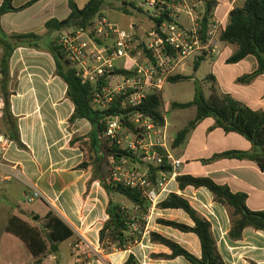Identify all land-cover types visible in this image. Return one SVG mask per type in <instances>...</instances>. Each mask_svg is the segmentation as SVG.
<instances>
[{
	"label": "crops",
	"instance_id": "obj_1",
	"mask_svg": "<svg viewBox=\"0 0 264 264\" xmlns=\"http://www.w3.org/2000/svg\"><path fill=\"white\" fill-rule=\"evenodd\" d=\"M32 1L13 0V6L23 7ZM232 3L222 16H217L216 10L212 14L223 26ZM197 9L201 15V3ZM59 12H63L62 17H57ZM68 13L67 0H36L20 11L0 16V37L33 31L46 35L45 22L51 18L62 20ZM130 26L134 35L143 34L138 32L139 26ZM57 35L53 33L51 40L48 38L50 42ZM49 43L40 45L38 50L18 45L9 59L7 91L20 146L15 144L0 163V264H124L130 255L138 264H190L181 256L172 259L159 257L171 255V250L152 243L150 233L178 244L199 258L200 242L195 234L180 232L157 222L165 220L192 227L188 215L180 209H159L156 204L149 205L141 229L137 223L130 226L129 233L141 230V237L128 249L104 251L100 247L98 235L107 220L105 211L109 199L121 207L130 209L132 206L128 201L116 202L115 194L108 196L98 181L92 180L94 174L103 178L88 165V160L100 162L93 153L84 151L78 143L69 146L72 138L86 137L90 125L84 119L69 122L74 106L66 97V84L55 75L54 60L47 49ZM236 51L235 45L217 40L214 53L192 59L189 68L193 69L199 58H202L199 67L208 60V78L213 85L211 92L214 90L218 96L228 95L252 110L264 112V74L249 84L239 83L240 77L256 69V60L248 56L238 63H227L226 60ZM214 125L211 117L202 120L179 147L172 149L174 158L182 162L179 174L209 177L219 185H226L233 193L245 194L248 210H264V172L254 162L231 158L211 160L213 156L228 151L250 152L251 144L242 136L226 133ZM83 162L86 168L79 169ZM169 189V193L187 200L211 224L224 264H264V231L246 228L240 240L232 241L228 236L231 227L229 209L216 203L207 189L187 187L180 190L176 181L169 184ZM33 190H37L41 197L28 203L26 196ZM16 191H19V204L16 201L17 205L13 206L14 202L9 200ZM169 193L162 194L159 202ZM4 202L9 204L4 205ZM48 212L56 214L71 229L73 236L62 242L68 243L65 258L58 256L57 251L56 255L47 254L37 262L18 238L6 232V227L11 218L17 217L39 228ZM34 216L39 217L38 222L32 221Z\"/></svg>",
	"mask_w": 264,
	"mask_h": 264
},
{
	"label": "trees",
	"instance_id": "obj_2",
	"mask_svg": "<svg viewBox=\"0 0 264 264\" xmlns=\"http://www.w3.org/2000/svg\"><path fill=\"white\" fill-rule=\"evenodd\" d=\"M26 6L15 8L13 0H2L0 6V16L20 11ZM202 3L201 31L206 30L209 19L217 6L214 0H198ZM105 0H88L82 7H79L75 0H67L69 9L68 15L58 20L51 18L44 24V28L49 33H61L69 30H89L92 21L96 16H103V6ZM119 10L125 15H129L132 10L144 13L131 4L122 3ZM149 14L148 12H146ZM156 28L163 17L149 16ZM52 40L47 49L55 64V75L66 84V97L74 106V111L69 118L73 123L77 119H84L90 125V132L84 138H72L69 146L78 143L84 151L93 153L98 160L108 157L111 162H118L124 158L131 164H136L135 156L127 151L120 150L116 146H110L104 139L106 130V120L109 117H122L124 124L130 125L127 118L133 113L151 117L156 123L162 125L164 116L161 113V95H150L138 107L134 109H121L120 101H115L105 110H98L91 104L92 94L103 85V81L97 85L83 82L77 70L65 59L63 53L56 42ZM218 40L227 45H235L237 51L232 54L226 62L235 64L252 56L256 60V69L251 73L240 77L237 81L242 84L251 83L256 77L264 74V0H243L240 5H235L229 10L227 21L221 30ZM41 37L34 33L17 34L0 37V68L2 78L0 80V92L3 96L2 123L7 136L14 141L17 147L20 146L19 135L15 124V119L10 112L9 94L7 85L9 81V59L18 45H25L28 48L38 50L40 48ZM202 58L193 64L196 71ZM125 73L122 70H115L114 74ZM191 77L184 75L172 76L167 82L177 83L190 80ZM173 109H195V117L188 125L180 130L174 137L171 144L172 149L179 147L186 139L188 133L202 120L211 117L215 121V128H220L226 133H236L245 138L252 146V151H228L213 156L211 160L217 158H231L237 160H248L254 162L260 171L264 172V112L252 110L228 95H217L215 91L207 98L199 89H196L195 97L187 103H172ZM83 162L79 169L86 168ZM170 166L167 161L162 165L149 166V179L155 182L158 172H169ZM92 180L98 181L106 194H118L123 196L130 204L131 208L121 207L109 199L106 207L107 220L103 223L99 231L98 241L104 251L112 249L126 250L141 237V230L133 234L129 233V228L134 223L140 227L144 225V218L148 214L150 203L145 199L142 192L135 188H129L122 184L113 183L104 177H96ZM180 190L187 187L195 189L205 188L213 196V200L228 208L230 212L231 227L228 233L232 241H238L246 228L264 231V210L250 211L246 207V195L243 193H233L226 185H219L209 177L191 176L179 174L175 179ZM159 209H180L184 211L193 222L189 227L184 224L158 220L161 225L173 228L184 233H193L200 242L201 255L199 258L191 255L178 244L158 235L150 233V241L166 246L171 250L169 256H159L165 259L183 257L190 264H224L222 257L218 253L216 241L214 239L211 224L194 210L187 200L181 196L170 193L167 197L156 204ZM32 221L38 222L39 217L34 216ZM6 232L18 238L26 247L30 255L39 262L47 254L56 255L58 245L73 236L71 229L54 213L48 212L42 218L39 228L32 227L28 223L17 217L9 220ZM124 264H138L136 259L130 255Z\"/></svg>",
	"mask_w": 264,
	"mask_h": 264
},
{
	"label": "built area",
	"instance_id": "obj_3",
	"mask_svg": "<svg viewBox=\"0 0 264 264\" xmlns=\"http://www.w3.org/2000/svg\"><path fill=\"white\" fill-rule=\"evenodd\" d=\"M119 1L151 11L153 17L162 16L163 20L156 28L147 30L140 42L132 26L129 31L121 29L105 15L96 16L89 30L63 31L56 37L65 59L83 82L97 85L103 81L91 97L92 106L98 110L107 109L115 101H120L121 109H134L148 96L159 95L164 84L178 73L185 61L214 53L224 28L212 16L206 30L201 31V15L197 12L201 2L198 0ZM118 61L123 64L117 65ZM115 70L125 73L114 74ZM2 104L0 92V120ZM127 122L130 127L123 123L122 117H109L104 139L110 146L133 154L137 163L124 171L122 165L129 163L128 160L122 158L114 162L109 179L140 190L150 205L157 204L162 194L170 192L169 184L179 175L182 162L171 153L173 139L169 137L165 118L160 125L149 116L133 113ZM14 147V141L0 130V163ZM164 161L169 164L170 171H160L155 182L150 181L149 166L157 167ZM40 197L41 194L33 190L26 201L30 203Z\"/></svg>",
	"mask_w": 264,
	"mask_h": 264
},
{
	"label": "rangeland",
	"instance_id": "obj_4",
	"mask_svg": "<svg viewBox=\"0 0 264 264\" xmlns=\"http://www.w3.org/2000/svg\"><path fill=\"white\" fill-rule=\"evenodd\" d=\"M87 0H75L76 4L79 7H82ZM105 4L103 6V15H106L108 19L119 26L121 29L129 31V25L134 24L140 27L138 32L145 33L150 27L153 26V22L149 19V16L153 15V12L149 11L147 14L146 11L144 13H139L136 10H132L129 15H125L122 13L119 8L122 7V4L119 0H105ZM217 3L215 7L217 16H222L226 9L229 7V4L232 3V0H214ZM243 0H235L232 3V6L240 5ZM60 11V10H59ZM198 11V9H197ZM63 12H59L57 17H62ZM184 20V18L182 17ZM45 29V28H44ZM35 34L41 37L40 45L46 46L47 43L51 40L52 33H49L46 29V35H40L37 31H33ZM135 36L138 42L141 41V36ZM46 36V37H45ZM50 40H49V39ZM192 59H188L184 62L183 66L179 69L178 72H182V74L186 76H191L190 80L187 81H180L177 83H170L166 82L163 86V89L160 93L162 98V107L161 113L163 114L166 122H167V129L169 137L174 139L175 135L185 128L190 121H192L195 117V109L194 108H187V109H173L171 107L172 103H187L194 99L196 89H199L202 94L207 98L212 92V82L209 80V70H208V60L202 62L200 67L197 71H193V69L189 68V64L191 63ZM123 64L121 61L117 62V65ZM180 75V73H176L174 76ZM117 80V78L115 79ZM0 130L5 132V129L0 122ZM172 144V142H171ZM113 162L106 157L100 162L95 160H88V165L96 170V173L99 176H103L105 179L108 178L110 180L111 168ZM124 171L128 170L129 168H134L133 164H124L122 165ZM18 193L14 192L12 198H10V202L13 203V206H16L18 203ZM20 195V194H19ZM116 202H127V200L118 194L114 195ZM17 199V200H16ZM17 201V202H16ZM17 204H16V203ZM8 202H4V205H8ZM22 204V203H21ZM68 253V243H60L58 246V256L66 257Z\"/></svg>",
	"mask_w": 264,
	"mask_h": 264
}]
</instances>
